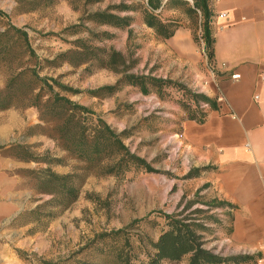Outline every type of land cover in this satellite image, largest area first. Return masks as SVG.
Listing matches in <instances>:
<instances>
[{"label": "rangeland", "instance_id": "1", "mask_svg": "<svg viewBox=\"0 0 264 264\" xmlns=\"http://www.w3.org/2000/svg\"><path fill=\"white\" fill-rule=\"evenodd\" d=\"M29 1L0 0V33L8 23L24 28L41 60L51 61L72 48V42L77 39H88L97 47L120 52L129 67L128 74L172 82V86L159 95L151 90L149 95L144 96L138 88L123 83L112 96L92 98L83 92L114 86L122 75L85 65L73 68L67 64L56 69L45 68L41 73V76L55 78L72 90L82 92L61 95L92 110L116 132L128 131L130 137L124 140L125 145L151 163L154 169L166 174L129 173L121 181L92 176L87 178L80 183L79 198L72 207L64 212H53L56 215L53 232L45 234L52 220L48 223L41 220L34 229L10 233L3 242L0 241V264H41L42 261L63 264L95 235L122 229L132 221L144 218L146 220L138 225L140 232L155 242L167 228L164 218L152 212L161 211L171 215L181 210L186 202H210L216 199L209 183L210 176L194 173L195 177L185 178L190 171L201 169V165L184 137L183 129L191 116L199 120L201 113L208 108L202 105L196 109L182 89L212 99L221 96L216 87L217 74L207 59L204 43L200 39L201 18L199 14L191 16L187 12L192 5L191 0H182L189 6L180 4L174 9L162 7L155 13L159 19L176 27L174 36L168 40L158 38L148 29L139 12L126 14L133 18L130 32L97 27L85 21L89 14L108 7L120 3L145 6L146 0H99L93 4L84 3L83 0H54L52 5L38 0L35 11L23 13L21 10ZM74 26L79 27V30H75L78 34L72 35L66 31ZM87 30L94 36H89ZM104 34L107 36H102ZM5 79L0 66V89L4 88ZM185 105H191L190 110L185 111ZM10 110L20 115L24 132L20 144L5 154L12 156L20 153L23 160L31 156L38 158L39 163L23 162L32 169L24 166L18 172L22 178V189L33 193V196L38 195V198L32 196L30 203L41 204L50 197L39 194L35 174L30 172L37 173L47 168L43 163L46 159L62 160L60 165L49 166L57 174L70 173L78 163L67 157L49 137L53 134L52 124L42 123L35 109ZM180 202L181 207L177 210ZM196 208L206 209L196 205L192 210ZM209 215H213L219 225L211 224V220L207 219L212 234L205 235L206 248L214 249L215 253L223 256L235 255L223 238L229 230V218H222L217 210L204 217L208 218ZM26 220L28 218L24 217L23 222ZM34 234H39V237L30 240ZM17 251L21 254L17 255ZM146 251L153 253L149 247ZM143 255L141 250V261H145Z\"/></svg>", "mask_w": 264, "mask_h": 264}, {"label": "trees", "instance_id": "2", "mask_svg": "<svg viewBox=\"0 0 264 264\" xmlns=\"http://www.w3.org/2000/svg\"><path fill=\"white\" fill-rule=\"evenodd\" d=\"M38 0H31L22 8L23 13L33 12L38 7ZM44 1L52 5L54 0ZM80 1V0H79ZM84 3H95L99 0H83ZM146 0L145 6L127 5L120 3L103 11L89 14L85 21L99 27H109L127 30L133 23V18L126 15L139 12L143 24L151 29L158 38L168 40L174 36L176 27L159 19L155 14L160 9L176 8L178 5H188L182 0ZM192 5L187 12L192 16L199 14L201 18L200 39L209 63L213 59V23L215 21L208 0H191ZM83 26V25H80ZM78 26L66 29L72 35L78 34ZM89 36L94 35L86 31ZM102 36H107L106 34ZM97 37V35H96ZM97 39H94L96 41ZM72 48L58 54L53 60L40 59L31 46L30 38L24 28H17L11 24L5 25V30L0 33V66L5 73V85L0 89V112L10 109L33 108L39 115V120L44 124H52L53 134L49 137L67 157L78 163L67 174H57L50 169V164L60 165L61 159L53 158L44 160L47 168L35 174L39 194L50 198L37 205L32 211V220L39 224L41 220H53L54 211L64 212L72 207L79 198V185L89 177L114 178L123 180L129 173L144 172L147 174H166L154 169L151 163L132 152L124 143L130 137L126 130L116 132L104 120L89 108L72 101L61 95L81 94L59 83L55 78L41 76L45 68L56 69L63 64L73 68L87 66L88 68L104 69L122 75L114 85L102 87L97 90L85 91L92 98L100 96L109 97L115 94L121 84L136 87L144 96L154 90L161 94L172 86V82L150 76H136L128 74V65L125 57L112 48L97 47L88 39H77L72 42ZM196 109L206 106L210 110H217V99L204 94H192L182 89ZM185 111L191 105H185ZM201 110V109H200ZM202 112V111H201ZM200 119L191 116L190 121L203 123L205 113ZM12 147L11 149H13ZM10 149V150H11ZM17 149L19 147L17 146ZM23 162L39 163L37 157L23 160L21 154L12 155ZM207 168L190 171L185 177L193 178L194 173L205 171ZM182 202L177 205L180 209ZM196 205L206 209H193ZM220 208L233 209V206L224 201L214 199L210 202L189 201L183 208L174 214L167 215L161 211L152 212L166 221V230L162 231L158 239L153 242L140 232L138 225L145 221L134 220L130 225L109 232H103L93 237L89 243L80 247L78 251L69 256L63 264H255L258 256L230 255L223 256L215 253L214 249L206 248L205 235H211L210 225H217L218 220L213 215L207 216L212 210ZM191 210V211H190ZM190 211L186 216L185 213ZM28 218V217H27ZM148 218V217H147ZM204 218V219H203ZM30 219V218H28ZM219 225V224H218ZM138 231L139 233H135ZM228 233V232H227ZM152 249L153 253L146 251ZM142 250L145 261L139 259ZM17 255L21 252L17 251ZM41 264H58L42 261Z\"/></svg>", "mask_w": 264, "mask_h": 264}, {"label": "crops", "instance_id": "3", "mask_svg": "<svg viewBox=\"0 0 264 264\" xmlns=\"http://www.w3.org/2000/svg\"><path fill=\"white\" fill-rule=\"evenodd\" d=\"M208 7L215 19L212 66L221 96L215 97L218 109H207L203 123H187L183 135L207 168L198 174L210 176L214 198L233 206L217 209L229 218L224 243L235 255H260L255 264H264V0H208ZM22 121L15 111L0 112L1 242L36 226L30 214L39 204L30 203L33 193L22 189L18 172L32 167L5 154L20 144ZM55 227L52 220L45 234Z\"/></svg>", "mask_w": 264, "mask_h": 264}, {"label": "built area", "instance_id": "4", "mask_svg": "<svg viewBox=\"0 0 264 264\" xmlns=\"http://www.w3.org/2000/svg\"><path fill=\"white\" fill-rule=\"evenodd\" d=\"M222 17H225V15H222ZM232 80H237V79H239V75H232ZM255 99H257L256 97H255Z\"/></svg>", "mask_w": 264, "mask_h": 264}]
</instances>
